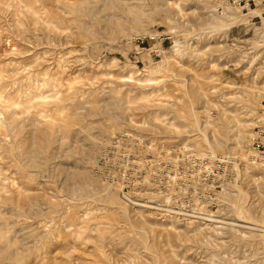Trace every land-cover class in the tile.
Returning <instances> with one entry per match:
<instances>
[{
    "label": "rangeland",
    "instance_id": "374dc122",
    "mask_svg": "<svg viewBox=\"0 0 264 264\" xmlns=\"http://www.w3.org/2000/svg\"><path fill=\"white\" fill-rule=\"evenodd\" d=\"M238 1L0 0V264H264L197 219L264 227V0Z\"/></svg>",
    "mask_w": 264,
    "mask_h": 264
},
{
    "label": "bare ground",
    "instance_id": "6f19581e",
    "mask_svg": "<svg viewBox=\"0 0 264 264\" xmlns=\"http://www.w3.org/2000/svg\"><path fill=\"white\" fill-rule=\"evenodd\" d=\"M139 203V202H137ZM135 203V204H137ZM139 207H147V206H143V205H138ZM149 206V205H148ZM148 209H152L151 207H147ZM235 214L237 216V218L239 220L237 221H227V219L225 218H214V216L212 215H204L203 217H197V219L203 220L205 222H207L208 224L213 225L215 228H229V226L235 230H239V229H248V230H252V231H256L258 233L263 234L264 233V227L263 226H258L255 225L253 223L247 222V221H240V220H247V214L244 211L243 208H235ZM226 220V221H225ZM218 224H221L222 227L217 226ZM256 227V229H255ZM230 229V228H229Z\"/></svg>",
    "mask_w": 264,
    "mask_h": 264
},
{
    "label": "built area",
    "instance_id": "2783aa9c",
    "mask_svg": "<svg viewBox=\"0 0 264 264\" xmlns=\"http://www.w3.org/2000/svg\"><path fill=\"white\" fill-rule=\"evenodd\" d=\"M252 1L253 0H239L237 5L244 9L249 7V3ZM232 3H234V0H232ZM251 144L256 155H258V164L264 169V116L256 121Z\"/></svg>",
    "mask_w": 264,
    "mask_h": 264
}]
</instances>
